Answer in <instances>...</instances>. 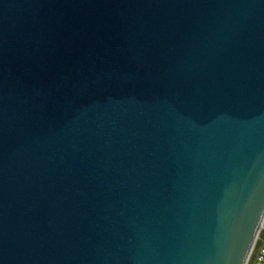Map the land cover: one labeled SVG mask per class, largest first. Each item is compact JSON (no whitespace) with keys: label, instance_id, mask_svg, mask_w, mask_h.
I'll list each match as a JSON object with an SVG mask.
<instances>
[{"label":"water","instance_id":"water-1","mask_svg":"<svg viewBox=\"0 0 264 264\" xmlns=\"http://www.w3.org/2000/svg\"><path fill=\"white\" fill-rule=\"evenodd\" d=\"M263 220L264 0H0V264H247Z\"/></svg>","mask_w":264,"mask_h":264},{"label":"built area","instance_id":"built-area-1","mask_svg":"<svg viewBox=\"0 0 264 264\" xmlns=\"http://www.w3.org/2000/svg\"><path fill=\"white\" fill-rule=\"evenodd\" d=\"M263 227H264V222H263V224H262V227H261V229H260V233H259L258 237L260 236ZM257 241H258V238H257V240H256V244H257ZM256 244H255V245H256ZM255 245H254V248L252 249V252H251V254H250V256H249V259H248V262H247L248 264H249L250 259H251V257H252V256H251L252 253L255 252V251H254V250H255ZM254 264H264V241H263V243L261 244V246H260V248H259V250H258V252H257V254H256V256H255Z\"/></svg>","mask_w":264,"mask_h":264},{"label":"crops","instance_id":"crops-1","mask_svg":"<svg viewBox=\"0 0 264 264\" xmlns=\"http://www.w3.org/2000/svg\"><path fill=\"white\" fill-rule=\"evenodd\" d=\"M263 240H264V235H263V232H261V234H260V236H259V240L257 241L258 242V244H257V246H255V254L258 252V250H259V248H260V246H261V244H262V242H263ZM254 260L252 259L250 262H249V264L251 263V262H253ZM253 264H254V262H253Z\"/></svg>","mask_w":264,"mask_h":264},{"label":"rangeland","instance_id":"rangeland-1","mask_svg":"<svg viewBox=\"0 0 264 264\" xmlns=\"http://www.w3.org/2000/svg\"><path fill=\"white\" fill-rule=\"evenodd\" d=\"M262 227V226H261ZM260 227V229H261ZM262 232H263V235H264V227L262 228ZM258 240H259V237H258ZM264 241V240H263ZM263 243V242H262ZM256 246V245H255ZM251 254V253H250ZM257 254V253H256ZM256 254L253 252L251 256H253V260L255 259V256ZM254 262V261H253ZM253 262H251L250 264H253ZM248 264V263H247Z\"/></svg>","mask_w":264,"mask_h":264},{"label":"bare ground","instance_id":"bare-ground-1","mask_svg":"<svg viewBox=\"0 0 264 264\" xmlns=\"http://www.w3.org/2000/svg\"><path fill=\"white\" fill-rule=\"evenodd\" d=\"M263 222H264V220H263ZM263 222H262V224H263ZM262 226V225H261ZM260 231V230H259ZM259 233V232H258ZM258 236V235H257ZM256 239H257V237H256ZM255 243V242H254ZM254 246V245H253Z\"/></svg>","mask_w":264,"mask_h":264},{"label":"trees","instance_id":"trees-1","mask_svg":"<svg viewBox=\"0 0 264 264\" xmlns=\"http://www.w3.org/2000/svg\"><path fill=\"white\" fill-rule=\"evenodd\" d=\"M257 244H258V242H257ZM257 244H256V246H257ZM253 259V256L251 257V259H250V261Z\"/></svg>","mask_w":264,"mask_h":264}]
</instances>
